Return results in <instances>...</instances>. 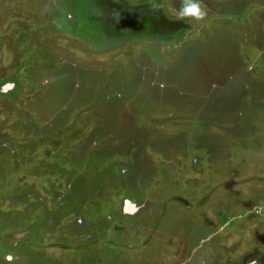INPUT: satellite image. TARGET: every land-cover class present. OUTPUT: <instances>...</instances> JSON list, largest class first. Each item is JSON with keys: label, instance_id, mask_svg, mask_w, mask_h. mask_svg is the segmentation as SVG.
Masks as SVG:
<instances>
[{"label": "rangeland", "instance_id": "1", "mask_svg": "<svg viewBox=\"0 0 264 264\" xmlns=\"http://www.w3.org/2000/svg\"><path fill=\"white\" fill-rule=\"evenodd\" d=\"M179 6L0 0V264H264V0Z\"/></svg>", "mask_w": 264, "mask_h": 264}, {"label": "clouds", "instance_id": "2", "mask_svg": "<svg viewBox=\"0 0 264 264\" xmlns=\"http://www.w3.org/2000/svg\"><path fill=\"white\" fill-rule=\"evenodd\" d=\"M203 0H180L179 9H175L177 20H195L202 21L207 13L202 7ZM153 11L158 12L162 9V5L153 3ZM253 211L258 216H264V205L256 206ZM13 257L8 256L6 259L11 260Z\"/></svg>", "mask_w": 264, "mask_h": 264}]
</instances>
